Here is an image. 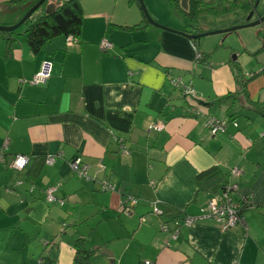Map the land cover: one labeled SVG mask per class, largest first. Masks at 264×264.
Masks as SVG:
<instances>
[{
  "label": "crops",
  "instance_id": "0c3cea01",
  "mask_svg": "<svg viewBox=\"0 0 264 264\" xmlns=\"http://www.w3.org/2000/svg\"><path fill=\"white\" fill-rule=\"evenodd\" d=\"M10 1L0 0L4 26L24 12ZM167 1L162 14L176 18L161 24L177 32L193 29L182 16L190 0H177L178 10ZM129 5L83 0V24L71 45L69 37L59 36L34 53L18 35L6 57L0 41V264H80L78 240L93 250L91 264H264L259 30L197 45L150 24L125 33L115 26L145 19ZM231 17L228 25L214 22L208 30L245 24ZM103 40L111 49L101 48ZM197 52L209 55L207 62L197 63ZM46 59L53 69L45 85L21 82ZM169 76L189 85L195 99L174 90ZM189 107L198 114H188ZM214 116L226 121V130L213 136L205 122ZM152 125L163 127L154 131ZM15 155L29 158L21 171L11 166ZM48 156H54L53 164L45 162ZM76 157L87 166L88 178L69 170ZM234 166L242 171L235 197L250 203L243 211L246 236L238 229L224 232L209 218L180 224L179 233L160 229L163 221L198 216L210 200L220 199L221 191L198 188L199 173L218 167L228 177ZM104 181L114 189H103ZM49 187L65 200L62 207L46 203ZM130 198L137 205L127 215L121 210ZM152 204L159 218L150 213Z\"/></svg>",
  "mask_w": 264,
  "mask_h": 264
},
{
  "label": "trees",
  "instance_id": "16d2710c",
  "mask_svg": "<svg viewBox=\"0 0 264 264\" xmlns=\"http://www.w3.org/2000/svg\"><path fill=\"white\" fill-rule=\"evenodd\" d=\"M39 0H11L10 7L11 8H22L24 10L23 15L30 10ZM83 0H45L39 8L28 17L23 24L20 26L21 30H14L12 32H2L0 30V41L5 43V55L6 57L10 56V52L13 44L16 41V36L22 35L25 37L27 44L29 45L31 51L37 53L45 43L50 41L53 38L63 36H75L79 35L81 26L83 24L84 18V10L82 7ZM129 3H133L132 0H127ZM137 1V0H136ZM174 5V7L178 10V1L177 0H169ZM260 0H190L189 2V10L187 13H183L182 16L186 17L189 22V30H185L183 32L189 34H198L202 33L198 29L195 28L197 25V19L201 15H210L215 17H221L226 15H234L237 18H244L245 22L246 18L249 14L257 8ZM139 2H137L138 4ZM53 5L54 10L50 13H47V6ZM140 5V4H139ZM141 8V6H139ZM142 10V8H141ZM143 11V10H142ZM144 14V13H143ZM20 18V19H21ZM19 21V20H18ZM17 21V22H18ZM146 18L141 20L138 24L134 26H115L117 30L132 33L142 30L147 27L149 23L143 24L146 22ZM15 22V23H17ZM148 22V21H147ZM259 38L264 43V35L263 33H259ZM201 39V38H200ZM200 39L192 40V42L197 45ZM262 47L261 50H263ZM199 53V52H198ZM201 62H207L208 56L207 54H201ZM254 74H251L248 77H253ZM242 82V87L244 88V81ZM42 86V85H38ZM180 91V90H179ZM180 94L185 96L184 94ZM259 112L264 114V108L256 109ZM214 118H217L214 116ZM219 119V118H217ZM224 120V119H221ZM234 124V123H233ZM226 130V123L223 132ZM233 168H237L240 171V175L238 178H234L231 174V170ZM242 175V171L237 166L232 167L227 175L220 170L218 167L210 168L205 172H201L198 174V188L203 192H210L212 194L221 191L219 201L223 200L224 191L229 187V185L237 184ZM239 187V186H238ZM238 191V188H237ZM237 191L231 195H229L230 201L233 203H237L239 205H244V210H246L250 203L248 199H240L235 197ZM243 210V211H244ZM151 212V209H150ZM178 216V215H177ZM93 255L92 249H87L84 246V240H78L75 243V259L80 264H91V257ZM45 259H43L44 261ZM48 264H51L49 262Z\"/></svg>",
  "mask_w": 264,
  "mask_h": 264
},
{
  "label": "built area",
  "instance_id": "2783aa9c",
  "mask_svg": "<svg viewBox=\"0 0 264 264\" xmlns=\"http://www.w3.org/2000/svg\"><path fill=\"white\" fill-rule=\"evenodd\" d=\"M72 43H77V39L75 36H69L68 38V44L71 45ZM112 45L106 41L103 40L101 42V48L102 49H111ZM198 56V55H197ZM53 69V64L50 60H43L39 66L38 71L31 76L28 79H22L21 82L24 84H29L33 86L38 85H45L49 78L51 77ZM169 82L171 86L177 88L181 91L182 94L185 96H189L190 98L196 97L194 90L187 84L182 83L177 77L169 76ZM188 114H198L194 108L189 107L187 110ZM225 120L217 119L214 117H208L205 125L208 129V132L210 135H216L217 133L223 132V129L225 128ZM163 126H150V130L154 131H160ZM120 149L124 150V144L120 143ZM1 161L3 162V158H1ZM29 158L25 155H15L14 159L12 160L11 166L17 171H21L25 168V166L28 164ZM45 162L47 164H53L54 162V156H48L45 158ZM69 170L72 173L77 174L80 178H88L87 176V166L82 162L81 158L76 157L73 160H70L68 163ZM232 176L234 178H238L240 175V171L237 168H233L231 170ZM103 189L112 191L114 187L108 182L104 181L102 183ZM237 184L229 185V187L224 191L223 194V200L219 201L217 199L210 200L205 207L202 214L194 217L189 216H175L173 220L168 223L163 221L160 225V229L163 232H170V229H173L175 233L178 232V228L180 227V224L183 226L190 227L198 222H200L202 219H212L216 221L220 229L224 232L234 231V230H241L243 235H247V225L245 222V218L243 216V210L244 205H239L237 203H233L230 201L229 195L232 193L234 194L237 191ZM45 201L48 204H53L62 207L65 204V200L58 198L55 195V188L49 187L45 192ZM128 204H131L130 206H127ZM137 205V201L133 198H130L129 200L123 202V208L122 212H125L127 215L132 213L133 207ZM151 208V214L159 218L158 216L161 215L159 213V210L155 206V204H152L150 206ZM141 222H144V219L141 218ZM145 264H149V262H145Z\"/></svg>",
  "mask_w": 264,
  "mask_h": 264
},
{
  "label": "rangeland",
  "instance_id": "374dc122",
  "mask_svg": "<svg viewBox=\"0 0 264 264\" xmlns=\"http://www.w3.org/2000/svg\"><path fill=\"white\" fill-rule=\"evenodd\" d=\"M133 3H130L129 7H131V9L134 8V10H140L141 8L139 7V3L137 4L138 1L136 0H132ZM143 2V5L145 6V10L147 11L148 15L159 25L167 28V29H170V30H173L171 28H168L167 26H165L164 24H161L160 21H166V20H172V18H176L175 15L173 14H162V10H163V5H167L169 4L167 0H142ZM168 9L172 10L175 14H177L173 7L171 6V4L169 5ZM139 12V11H138ZM260 15L261 16H264V0H260L259 1V4L255 10V17H257V15ZM177 16L181 19L182 16L178 15ZM232 15H226V16H221V17H215V16H210V15H201L200 17H198L197 19V22H199V24H197L195 26L196 29H198L199 31H201L202 33L203 32H213V31H221V30H224V29H229L231 27H234V26H227V28H224V29H218V30H208L209 27H211L214 22L217 23V24H221V25H228L230 23V21L232 20ZM0 26H4V25H1ZM254 28V29H253ZM18 30H21L18 29ZM253 31V30H259V33H264V23L263 25H258L256 27H252V28H246V29H241V30H238L236 32H232V33H228L227 37L229 38H234L237 33H240V32H247V31ZM222 34H218V35H213V36H207V37H203L201 38L200 40H202V42H206L208 40H216L217 38H219L218 36H220ZM221 38H224V37H221ZM202 46V45H201ZM203 48V47H202Z\"/></svg>",
  "mask_w": 264,
  "mask_h": 264
},
{
  "label": "water",
  "instance_id": "95a60500",
  "mask_svg": "<svg viewBox=\"0 0 264 264\" xmlns=\"http://www.w3.org/2000/svg\"><path fill=\"white\" fill-rule=\"evenodd\" d=\"M45 0H39L30 10H28L24 15L23 17L15 24L13 25H10V26H0V30L2 32H12L18 28H20V26L23 24V22L28 18L30 17V15H32L33 12H35L39 6H41L43 4ZM143 10V13L145 15V18L147 19L148 23L156 28H160V29H163V30H167V31H171L159 24H157L147 13V11L145 10V6L143 5V2L142 0H137ZM54 10V6L53 5H48L47 6V13H50ZM255 10L256 8L249 14V16L246 18V21L247 23L245 24H242V25H239V26H234V27H231L229 29H224V30H221V31H213V32H203V33H198V34H189V33H186V32H177V31H171V32H175L176 34H180L182 36H184L185 38L189 39V40H197V39H200V38H203V37H207V36H213V35H218V34H228V33H232V32H236L238 30H241V29H246V28H250V27H256L258 25H263L264 23V16H261L258 15L257 19L255 21H252V22H249L252 15L255 14ZM261 47H264V43L261 41ZM198 55V56H197ZM197 55L195 57V61L197 63H200L201 62V55L197 52ZM180 81H182L181 78L177 77ZM172 88L174 90H177L178 92H180L177 88L173 87ZM171 231V229H170Z\"/></svg>",
  "mask_w": 264,
  "mask_h": 264
},
{
  "label": "bare ground",
  "instance_id": "6f19581e",
  "mask_svg": "<svg viewBox=\"0 0 264 264\" xmlns=\"http://www.w3.org/2000/svg\"><path fill=\"white\" fill-rule=\"evenodd\" d=\"M110 192V191H109Z\"/></svg>",
  "mask_w": 264,
  "mask_h": 264
}]
</instances>
